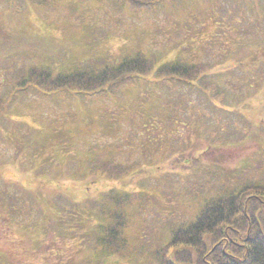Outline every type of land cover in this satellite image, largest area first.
I'll return each mask as SVG.
<instances>
[{
    "label": "rangeland",
    "instance_id": "obj_1",
    "mask_svg": "<svg viewBox=\"0 0 264 264\" xmlns=\"http://www.w3.org/2000/svg\"><path fill=\"white\" fill-rule=\"evenodd\" d=\"M139 54L205 68L95 97L54 84ZM0 99V264H159L206 197L264 178V0H0ZM102 161L132 171L92 176ZM112 188L130 195L127 259L94 248Z\"/></svg>",
    "mask_w": 264,
    "mask_h": 264
},
{
    "label": "trees",
    "instance_id": "obj_2",
    "mask_svg": "<svg viewBox=\"0 0 264 264\" xmlns=\"http://www.w3.org/2000/svg\"><path fill=\"white\" fill-rule=\"evenodd\" d=\"M124 1L141 10L151 9L164 0ZM183 61L163 64L157 72L162 76L176 74L179 80L187 82L197 78L205 68V65L201 67V64ZM35 70L34 78L52 79L46 69L40 73L39 69ZM153 70L154 64L139 54L118 65L89 66L61 74L54 79V84L69 92L85 93L98 91L103 85L110 88L122 86L134 75L149 74ZM50 88L44 85L42 92L50 93L53 91ZM131 171L129 166L103 161L91 168L92 176L109 179L124 177ZM196 193L200 195L201 189ZM129 196L128 192L115 188L100 193L97 202L100 221L94 227L98 235L94 248L100 252L123 256L120 240L125 225L124 207ZM194 216L195 219L172 230L171 239L157 251L159 264H264V178L206 197Z\"/></svg>",
    "mask_w": 264,
    "mask_h": 264
}]
</instances>
